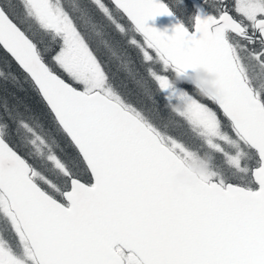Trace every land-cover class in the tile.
Returning <instances> with one entry per match:
<instances>
[{
    "label": "snow or ice",
    "instance_id": "6c2138e0",
    "mask_svg": "<svg viewBox=\"0 0 264 264\" xmlns=\"http://www.w3.org/2000/svg\"><path fill=\"white\" fill-rule=\"evenodd\" d=\"M0 264H264V0H0Z\"/></svg>",
    "mask_w": 264,
    "mask_h": 264
},
{
    "label": "clouds",
    "instance_id": "9594fccd",
    "mask_svg": "<svg viewBox=\"0 0 264 264\" xmlns=\"http://www.w3.org/2000/svg\"><path fill=\"white\" fill-rule=\"evenodd\" d=\"M190 79L192 83L202 87L205 92L211 91V89L208 87V84H210L211 81L214 79L213 76L201 71L195 73ZM193 170L199 172L202 170V167L199 165H194Z\"/></svg>",
    "mask_w": 264,
    "mask_h": 264
},
{
    "label": "water",
    "instance_id": "95a60500",
    "mask_svg": "<svg viewBox=\"0 0 264 264\" xmlns=\"http://www.w3.org/2000/svg\"><path fill=\"white\" fill-rule=\"evenodd\" d=\"M148 23L150 26L156 27L161 31L167 29L169 34H171L173 20L169 17H157L155 20H150Z\"/></svg>",
    "mask_w": 264,
    "mask_h": 264
}]
</instances>
